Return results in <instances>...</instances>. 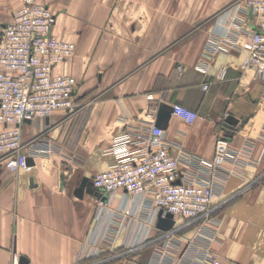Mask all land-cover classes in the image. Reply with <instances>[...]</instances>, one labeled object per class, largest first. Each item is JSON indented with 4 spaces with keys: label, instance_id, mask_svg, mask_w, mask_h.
I'll return each mask as SVG.
<instances>
[{
    "label": "crops",
    "instance_id": "crops-1",
    "mask_svg": "<svg viewBox=\"0 0 264 264\" xmlns=\"http://www.w3.org/2000/svg\"><path fill=\"white\" fill-rule=\"evenodd\" d=\"M23 1L0 0V27ZM38 1L54 13L53 35L75 45L55 75L76 79V98L79 91L95 97L72 113L59 110L23 125V142L49 140L50 156L30 158L27 171L13 172L0 162V264H19L20 258L28 264L84 263L79 257L98 224L97 206L85 190L81 199L75 190L113 163L107 150L126 125L156 124L161 105L177 104L197 118L187 123L170 115L162 128L167 141L211 159L217 138L226 139L213 212L206 220H179L168 232L156 228L150 212L142 220L130 218L112 248L102 250V256L128 255L100 264H211L210 258L264 264V81L240 68L243 50L214 54L207 75L193 70L207 37L230 17L235 1ZM244 28L252 31L254 21L246 17ZM220 67L226 68L222 79ZM228 117L236 124L226 123ZM237 153L248 159L239 173L232 164ZM123 196L118 192L111 208L136 212L138 200ZM144 241L122 250L126 242Z\"/></svg>",
    "mask_w": 264,
    "mask_h": 264
},
{
    "label": "built area",
    "instance_id": "built-area-1",
    "mask_svg": "<svg viewBox=\"0 0 264 264\" xmlns=\"http://www.w3.org/2000/svg\"><path fill=\"white\" fill-rule=\"evenodd\" d=\"M234 1L232 14L207 37L193 70L207 75L214 54L243 50L246 55L240 68L254 70L264 81V0ZM246 17L254 21L252 31H245ZM53 25L54 13L49 7L38 0H24L11 20L0 27V123L5 125L0 131V162L13 172L27 171L28 158L50 156L54 150L47 139L24 143L23 125L35 117H49L59 110L71 112L75 107L76 79L54 73L73 54L75 45L57 39ZM240 37L245 39L241 44ZM176 70L182 73L183 67ZM225 72L226 68L220 67L218 78L222 79ZM207 88L205 84L203 89ZM171 115L187 123L197 118V113L178 104L173 105ZM126 126L107 150L113 163L96 173L85 187V193L95 200L98 224L81 249L80 261L100 260L103 248H112L130 218L142 220V215L150 212L158 220L169 214L174 228L179 220H206L213 212L217 197L214 187L226 161L224 136L217 138L213 157L204 159L167 141L153 121ZM237 155L238 161L232 164L239 173L248 159ZM95 192L99 195L94 196ZM118 192L123 193V200H138L136 212L126 207L111 208ZM145 242L136 246L126 242L122 250L138 248ZM167 251L169 255L175 253L171 248Z\"/></svg>",
    "mask_w": 264,
    "mask_h": 264
},
{
    "label": "water",
    "instance_id": "water-1",
    "mask_svg": "<svg viewBox=\"0 0 264 264\" xmlns=\"http://www.w3.org/2000/svg\"><path fill=\"white\" fill-rule=\"evenodd\" d=\"M172 113V107H168L165 105H161L158 113H157V123L155 124L158 128L162 129L167 120L169 119L170 115ZM237 121H235L232 117H228L226 119V123H228L229 125H234L236 124ZM27 166L30 167L33 165L32 160L30 158L27 159ZM86 186V184H84L83 186L77 188L74 192V195L81 199L83 197L84 194V187ZM94 196H98L99 193L95 192L93 194ZM174 226V221L172 219L171 215H166L165 217H159L156 223V228L160 231L163 232H168L170 231ZM19 264H28L27 260L24 258H20L19 259Z\"/></svg>",
    "mask_w": 264,
    "mask_h": 264
},
{
    "label": "rangeland",
    "instance_id": "rangeland-1",
    "mask_svg": "<svg viewBox=\"0 0 264 264\" xmlns=\"http://www.w3.org/2000/svg\"><path fill=\"white\" fill-rule=\"evenodd\" d=\"M80 95L77 96V98L75 99V107L72 110V112L76 111L79 107H81L85 102H88L92 99H94L95 95L92 93V91H79ZM71 112V113H72ZM135 251H132V253ZM138 252V251H137ZM104 254V253H103ZM126 255H128V253H124V252H117V253H110V254H105L104 256H102L101 253V259L98 261H91L89 259H83L80 262H84L82 264H100L103 262H108L111 260H117V259H122L124 257H126Z\"/></svg>",
    "mask_w": 264,
    "mask_h": 264
}]
</instances>
